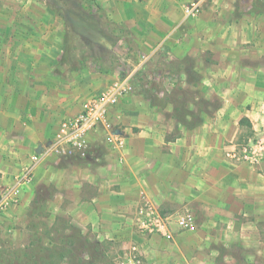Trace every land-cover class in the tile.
<instances>
[{
  "label": "crops",
  "instance_id": "obj_1",
  "mask_svg": "<svg viewBox=\"0 0 264 264\" xmlns=\"http://www.w3.org/2000/svg\"><path fill=\"white\" fill-rule=\"evenodd\" d=\"M191 1L97 0L124 31L126 43L119 44L130 52L129 67L136 60L132 79L145 69L161 85L159 98L175 84L194 90L192 106L201 98L213 107L203 122L168 140L172 121L164 126L134 85L108 114L122 146L108 145L100 129L89 135L86 158L42 160L19 204L1 214L5 234L14 226L24 233L30 204L46 199L49 220L64 218L85 244L109 241L120 252L136 245L144 264H216L218 248L233 244L252 247L264 264V168L225 157L247 132L264 128V9L199 0L201 14L186 18ZM44 9L35 0H0V198L61 121L125 76L118 63L107 72L95 70V61L67 64L55 26L39 19ZM164 107L171 112L173 105ZM143 197L163 214L189 210L197 229L173 227L171 240L138 234L133 217Z\"/></svg>",
  "mask_w": 264,
  "mask_h": 264
},
{
  "label": "rangeland",
  "instance_id": "obj_2",
  "mask_svg": "<svg viewBox=\"0 0 264 264\" xmlns=\"http://www.w3.org/2000/svg\"><path fill=\"white\" fill-rule=\"evenodd\" d=\"M35 1L41 3L42 7L45 8L44 10L40 11L41 13L39 19L42 21H49L50 24L55 26L58 35L57 39L60 45L61 57L67 64H71V67H78L80 59L86 60L89 64L93 63V61H96V63L101 62V65L104 68H111L112 65L118 63L120 74H124L126 76L129 73L131 64L136 63V60H133L132 63H130V67L129 64H126L125 60L132 58L129 54L130 52L123 48V45H120L121 43H115L112 38H103L98 34L99 40H90L88 38L89 34H87V36L81 34L80 27H77V25L80 23H87L90 26L97 25L98 22L96 21L95 17L88 16L87 14L80 12V10L66 2V0ZM49 6L52 7V10H50L51 8H48ZM238 7L240 10H243L245 6L240 7V4L238 3ZM55 10H59L60 15L56 14V12H54ZM67 10L74 11L72 14L75 20L74 24L69 22L65 16ZM101 22H103L102 19ZM129 49H131V46ZM161 67L163 69H169L167 63H164ZM169 78H173V82L175 83V77ZM159 84L160 83L158 82L151 86L155 87L158 91V89L161 88V85ZM177 85H173V91L170 89L166 93H169V95H172V97L175 98L173 94L175 91H177L175 88ZM182 92L183 96H185L184 98L187 101L188 109L196 112L197 107L191 105V103L195 102L194 99L196 98L194 90L187 88ZM149 94H152L153 97H155L154 91L153 93H150L148 90V95ZM156 99L158 100L160 98L157 97ZM202 101L203 100H199V103ZM205 103L207 104V102ZM214 104H217V102ZM203 108L204 111L209 112V110H211L213 107H207V105L204 104ZM156 110L164 117L162 122L164 126H167V122L169 120L172 121V123L169 122L170 125L167 127L168 130L166 133V138L170 140L179 135L181 133V129L183 128L178 126L177 121L175 118H173L174 113L172 109L170 110L171 112L165 111L164 108L161 111L160 108H156ZM188 121H194V119L189 118ZM45 194H47V191H45ZM46 202V199L43 202H37L34 200V204H30L24 221L25 223L23 224V226H25L24 233H22L21 226L12 227L7 231L6 234L0 229V256H2V260L8 258L15 251L20 250L27 252L28 249L34 245H44L49 242L48 239L52 240L53 237L54 240L57 241V239L65 234L67 237L70 235L74 236V240L76 241V246L73 247L74 254L68 257L66 255L64 245H61L60 242H51L48 246L50 248H56V254H63V257L57 258L54 255L52 260L49 261L50 264L116 263L123 251L120 252L117 247L109 241L108 244L103 243L102 245H99V243H90L89 245L88 243L85 244L82 240V237L78 235V231L68 228L71 225L67 224L64 218H61L60 220L56 219L54 221L49 220L51 213L48 211L49 207ZM1 214L2 213H0V216ZM14 232H17L16 237L13 234ZM67 248L69 249V247ZM84 249L86 250V254L81 256L80 252ZM217 252L218 255L216 264H262L261 260L259 259L260 256L256 254L255 249L252 247H248L247 251H240L238 244H233L228 248L221 246L218 248Z\"/></svg>",
  "mask_w": 264,
  "mask_h": 264
},
{
  "label": "built area",
  "instance_id": "obj_3",
  "mask_svg": "<svg viewBox=\"0 0 264 264\" xmlns=\"http://www.w3.org/2000/svg\"><path fill=\"white\" fill-rule=\"evenodd\" d=\"M202 4L199 0L187 3L183 8L186 18H195L201 14ZM134 90L132 74L114 81L98 95L86 100L80 112L61 121L55 131L52 142L39 154L30 158L21 174L16 176L13 184L7 187L0 198V213H4L11 205H18L21 191L29 184L36 166L53 155L56 157L84 159L89 151V135L104 131L108 145L122 146V139L115 133L109 119V111L119 101ZM225 157L236 164L264 168V128L254 133L244 142L232 144L225 150ZM133 225L140 235H158L166 240L173 238V227L180 231L194 232L197 224L194 215L189 211L174 214H163L159 208L146 198H142L133 217ZM115 264H144L136 245L123 250Z\"/></svg>",
  "mask_w": 264,
  "mask_h": 264
},
{
  "label": "trees",
  "instance_id": "obj_4",
  "mask_svg": "<svg viewBox=\"0 0 264 264\" xmlns=\"http://www.w3.org/2000/svg\"><path fill=\"white\" fill-rule=\"evenodd\" d=\"M240 7L245 6V8H248L249 11L254 12V11H262L264 9V4L263 0H238ZM69 4L73 5L76 7L80 12H83L87 14L88 16L95 17L96 21L98 22L97 25H88L87 23H80L77 25V27H80V32L81 34L87 36L89 34L88 38L90 40H99L98 34L101 37H106V38H112V40L115 43H126L125 35L123 29H121L119 26L113 24L108 17L106 16L105 12L103 9L100 7L99 3L97 0H66ZM48 6V5H47ZM50 10H52V7H48ZM56 14L60 15L59 10H55ZM74 11L67 10L65 16L71 22L74 24L75 20L73 18ZM101 19L103 22H101ZM111 35V36H109ZM109 36V37H108ZM85 61L83 59L79 60V63L81 66L85 65ZM94 62V61H93ZM93 64V63H91ZM102 63H96L95 61V70L101 71V72H107L110 70V68H104L101 65ZM170 73V72H169ZM134 85L137 86V88L140 90V92L143 95H147V99L150 102L151 105L160 108L162 110L165 108L167 104H172V111L174 113L173 118L177 121L178 126L183 128L185 131L186 130H192L199 126L203 120L205 114H207L206 111H204V104L206 105L205 101H202L199 103V100H202L201 98L198 100L197 104V111L194 112L192 110L188 109V104L186 99L183 96V90H181L180 87H175L177 91L174 92L173 96L169 95V93L165 94L163 97L160 99H156L157 93L155 94V91L157 90L155 87H152L153 85V79L151 78L150 75H148V72H146L145 69H141L138 73L135 74L134 76ZM151 86V87H150ZM148 90L149 92L153 93L154 91V96L152 94L148 95ZM174 88H172V91ZM180 92V93H179ZM159 98V97H158ZM218 104H216L217 108ZM214 108V109H215ZM198 117V119H197ZM189 118L194 119V121H188ZM197 119V120H195ZM241 126L245 125V121L241 120L240 121ZM247 127H250L247 125ZM251 136V133L247 132V138H245L243 141H246L249 137ZM241 140H239L240 142ZM71 230H76L74 227L69 226L68 227ZM77 231V230H76ZM79 235V232H78ZM80 236V235H79ZM49 242L46 244H40V245H34L31 248L28 249L27 252L25 251H15L13 252L8 258L2 260V256H0V264H50L49 261L52 260V258L57 257H63V254H56L57 249L56 248H50L48 245L51 242H60L61 245L65 246V252L68 257L73 255L74 249L73 247L76 246V241L74 240V236L70 235L67 237V235H62L57 241L54 240V237L52 240L48 239ZM68 246L69 249L67 248ZM67 248V249H66ZM83 251L80 252V254ZM58 255V256H57Z\"/></svg>",
  "mask_w": 264,
  "mask_h": 264
}]
</instances>
